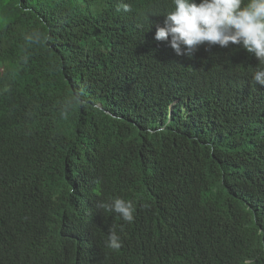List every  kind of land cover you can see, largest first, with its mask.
I'll list each match as a JSON object with an SVG mask.
<instances>
[{
  "label": "trees",
  "instance_id": "obj_1",
  "mask_svg": "<svg viewBox=\"0 0 264 264\" xmlns=\"http://www.w3.org/2000/svg\"><path fill=\"white\" fill-rule=\"evenodd\" d=\"M171 7L0 0V264H264L259 61L176 55Z\"/></svg>",
  "mask_w": 264,
  "mask_h": 264
},
{
  "label": "clouds",
  "instance_id": "obj_2",
  "mask_svg": "<svg viewBox=\"0 0 264 264\" xmlns=\"http://www.w3.org/2000/svg\"><path fill=\"white\" fill-rule=\"evenodd\" d=\"M171 5V10L161 14L164 22L156 26V41L168 42L176 55L189 58L204 44L221 48L238 45L259 61L252 79L264 86V0H171ZM117 10L131 9L123 3ZM96 207L129 224L135 220L133 202L122 197L101 200ZM105 246L113 251L121 249L122 240L115 228L109 229Z\"/></svg>",
  "mask_w": 264,
  "mask_h": 264
},
{
  "label": "rangeland",
  "instance_id": "obj_3",
  "mask_svg": "<svg viewBox=\"0 0 264 264\" xmlns=\"http://www.w3.org/2000/svg\"><path fill=\"white\" fill-rule=\"evenodd\" d=\"M103 1H107V0H84V4L90 8V10L93 12V13H96L95 10H96V4L97 3H102Z\"/></svg>",
  "mask_w": 264,
  "mask_h": 264
}]
</instances>
